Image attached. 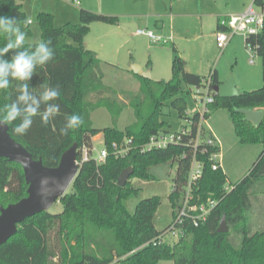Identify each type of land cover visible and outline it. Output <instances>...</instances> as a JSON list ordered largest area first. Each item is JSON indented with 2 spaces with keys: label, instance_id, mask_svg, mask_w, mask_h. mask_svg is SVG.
I'll use <instances>...</instances> for the list:
<instances>
[{
  "label": "trees",
  "instance_id": "16d2710c",
  "mask_svg": "<svg viewBox=\"0 0 264 264\" xmlns=\"http://www.w3.org/2000/svg\"><path fill=\"white\" fill-rule=\"evenodd\" d=\"M253 4L264 9V0H253ZM0 15L17 18L26 37L31 35L28 25L23 26L26 20L21 6L13 0H0ZM78 17V24L56 28L50 14L37 16L41 39L52 40L54 58L36 69L30 91L39 95L43 91L41 85L58 87L61 95L53 103L59 104V114L43 124L41 114L45 106L42 105L26 135L14 132L19 121L7 125L10 137L34 160H41L48 168L56 167L61 155L76 143L78 173L58 201L62 212H41L20 223L16 233L0 246V264H158L162 261L172 264H264V229L252 231L248 217L252 210L251 196L257 187L264 185V26L257 36L244 40L245 46L250 44L256 49L263 86L235 98L221 99L216 95L210 107L211 113L218 109L229 113L239 145L262 146L259 157L247 175L228 192L223 171H212L203 159L206 164L195 193L201 201L209 198L217 201L216 207L205 223L189 226L183 238L153 245L151 243L163 232L157 231L153 224L159 198L141 200L130 212L126 201L137 196L138 190L128 183L118 187L116 180L121 171L129 167L133 178L152 181L155 176L150 169L175 166L172 185L176 190L168 195V201L172 213L176 210L186 183L191 151L172 147L141 152V147L152 135L171 131L169 123L162 119L166 116L164 110L173 111L176 118L183 119L187 95L193 87L201 86L205 77L186 71L185 61L174 50L170 79L153 81L136 75L137 92L115 91L103 84L101 62L94 52L83 46V37L90 24L116 25L117 17L83 9L78 11ZM217 29L224 30L219 22ZM6 43L7 40L0 36V47ZM29 46L35 44L24 45L25 48ZM10 56L11 53L5 58ZM213 71L212 86L219 84ZM18 83L13 80L7 90H0V108L16 100ZM127 107L132 109L134 121L119 130L115 124ZM100 108L108 113L112 127L93 128L91 114ZM238 109L262 111L259 124L253 126L236 111ZM72 114L81 115L84 124L67 135L62 134L61 129ZM99 134L107 152L102 163H96L90 156L91 139ZM125 140L131 141L126 155H112L113 145L119 148ZM82 149L87 151L85 161L82 160ZM183 152L186 158H181ZM26 190L21 166L0 158V207L17 203L27 196ZM222 216H225L228 232L218 234ZM231 232L240 237L239 244L231 241Z\"/></svg>",
  "mask_w": 264,
  "mask_h": 264
},
{
  "label": "rangeland",
  "instance_id": "374dc122",
  "mask_svg": "<svg viewBox=\"0 0 264 264\" xmlns=\"http://www.w3.org/2000/svg\"><path fill=\"white\" fill-rule=\"evenodd\" d=\"M13 2L21 6L25 20L30 19L32 21L28 24L31 35L25 39L27 44H37L41 40L40 28L37 22V16L40 13L50 14L52 24L56 28L78 24V11L80 9L99 15L117 17L118 23L116 25L100 22L90 24L83 37V46L94 52L101 62L100 70L103 75V84L115 91L123 90L133 93L138 91V84L131 77L130 71H132L133 66L141 68L143 65L154 62V67L158 66L162 73H167V78H159L158 80L166 81L170 79L174 50L181 59L187 61L188 68L186 71H191L200 66L201 75L206 77L208 70L214 66L220 73L221 81L224 83L232 77L236 89L241 94L258 90L263 86L260 59L255 56L253 64L249 63L250 54L245 47L244 37L241 35L234 36L230 44V51L220 53L216 49L214 38L216 19L205 15L203 18L199 16L214 9H218L220 13L225 10L230 12L242 8L246 11L253 4V0H218L216 5L214 3H205L202 0H175L173 4L174 13L192 12L197 16L187 17L184 20L176 17L175 32L169 31L171 28L170 22L164 19L166 33L171 32L174 40L169 41L167 44L151 42L144 36L136 35L135 32L138 29H145L147 26L145 13L147 15L153 13L150 18L148 17L147 30L161 36L162 33L155 29V24L158 25L161 22V18H158L156 13H168L170 11V0H13ZM254 9L258 11L259 7L254 5ZM104 12L107 14H104ZM179 20L180 23L177 24ZM200 20L203 28L200 26ZM181 24L183 25L181 26ZM185 25L190 26L191 31L189 33H185L182 30L185 29ZM167 35L162 37L170 38ZM188 37H191L190 39L193 37L197 38L193 42L190 39L186 40ZM181 38L186 41L181 42ZM67 42L76 46L69 40ZM196 53L197 55L201 53L200 56L198 55L199 58L195 56ZM153 76H151V80L156 81ZM182 86L184 90H187L186 86ZM186 99L187 107H192L190 95H187ZM169 112L170 110L168 109L164 110L166 116L162 119L169 123L171 131H175L182 124V121L175 117L173 111L170 112L171 116L168 117ZM91 121L95 129L113 126L108 113L101 108L91 114ZM133 121L132 109L127 107L120 114L115 127L119 130H124ZM212 122L219 125L223 135L221 136V152L224 158H221V170L227 179L225 188L230 189L250 171L252 165L259 157V153H261L262 146L239 145L233 133L229 113L224 109H218L212 113ZM93 138L91 139L92 142ZM94 145H96V150L93 155L96 156L99 155L101 146L98 145V141ZM81 153L83 155L82 151ZM150 173L155 176V180L143 181L133 178L131 174L127 183L131 187L136 188L138 193L137 196L129 198L126 204L128 210L132 212L139 201L152 197L159 198L160 204L153 224L157 231H162L171 220L172 210L169 205L168 195L172 187L175 166H159L150 169ZM251 204L252 210L250 215H248L251 230H263L264 185L256 188L254 196H251ZM48 212L59 214L62 212V207L56 202ZM239 239V236L231 232V241L235 245L239 244ZM158 264L172 263L162 261Z\"/></svg>",
  "mask_w": 264,
  "mask_h": 264
},
{
  "label": "built area",
  "instance_id": "2783aa9c",
  "mask_svg": "<svg viewBox=\"0 0 264 264\" xmlns=\"http://www.w3.org/2000/svg\"><path fill=\"white\" fill-rule=\"evenodd\" d=\"M219 23L224 30H217L214 38L216 47L221 53L234 36L241 35L245 40L247 37L257 36L260 33L264 26V9L259 8L256 11L254 4H251L243 14L229 15ZM135 34L144 36L155 43L167 44L170 41V39L155 35L147 29H138ZM245 47L250 54L249 63L253 64L256 49L250 44H247ZM213 72L211 70L202 80L201 86L193 87L190 90L189 95L192 99V107L185 110L184 117L181 119L182 124L179 128L175 131L152 135L141 147V152H153L172 147H183L192 153L186 183L181 191L178 206L171 214V220L168 226L151 243L153 245H160L167 241L176 242L183 238L189 226L198 227L205 223L217 205V201L210 198L201 201L200 197L195 193L197 192L198 183L203 176V168L206 162L210 164L212 171L221 169V145L207 126V120L211 114L210 107L214 104V97L217 95L211 85ZM194 119H196L195 122L193 121ZM130 145V140H125L119 148L113 145L112 154L115 157L124 156L129 151ZM81 151L83 152L82 160H87V151L85 149ZM106 157L107 152L103 149L93 159L96 163H102ZM181 158H186L185 152L181 154ZM203 159H206V162ZM175 190L176 187L172 185L170 193H173ZM225 190L228 192L230 189L225 188Z\"/></svg>",
  "mask_w": 264,
  "mask_h": 264
},
{
  "label": "water",
  "instance_id": "95a60500",
  "mask_svg": "<svg viewBox=\"0 0 264 264\" xmlns=\"http://www.w3.org/2000/svg\"><path fill=\"white\" fill-rule=\"evenodd\" d=\"M132 72L144 79H151L150 71H141L138 66L132 67ZM213 91L221 99L235 98L241 95L236 89L232 77L222 84L213 86ZM246 121L257 126L262 117V111L236 110ZM0 158L21 166L27 196L17 203L0 207V246L5 244L17 231V226L25 219L41 212L48 211L62 198L78 173L77 144L74 143L60 157L54 168L43 166L41 160H34L23 146L15 142L8 133V126L0 127ZM132 174V168H126L119 174L116 185L123 187ZM218 234L228 232L225 216H222L216 231Z\"/></svg>",
  "mask_w": 264,
  "mask_h": 264
},
{
  "label": "clouds",
  "instance_id": "9594fccd",
  "mask_svg": "<svg viewBox=\"0 0 264 264\" xmlns=\"http://www.w3.org/2000/svg\"><path fill=\"white\" fill-rule=\"evenodd\" d=\"M32 21L29 19L23 26L27 27ZM0 36L7 43L0 47V90H7L11 81L19 82L16 100L0 108V127L19 121L14 127L18 135H26L33 124V117L40 114L41 106L44 111L41 121L47 124L60 112L59 104L53 103L60 95L58 87L41 85L43 91L39 95L30 91V82L38 67H43L54 58V48L51 39H41L35 46L24 47L26 32L22 30L21 22L15 17L0 15ZM11 53L10 58H5ZM84 124L79 114L68 117L61 133L67 135Z\"/></svg>",
  "mask_w": 264,
  "mask_h": 264
},
{
  "label": "crops",
  "instance_id": "0c3cea01",
  "mask_svg": "<svg viewBox=\"0 0 264 264\" xmlns=\"http://www.w3.org/2000/svg\"><path fill=\"white\" fill-rule=\"evenodd\" d=\"M203 2H205V3H214V5H216V3H217V1L218 0H202ZM174 2H175V0H173V1H171L170 0V11L167 13V12H159V13H156V16L158 17V18H161V22H160V24H155V29H157L160 33H162L161 34V37L164 35V36H166V34H168L167 36H169L170 38H167V39H170V41H174L173 40V37H172V35H171V32H168V33H166V29H165V25H164V19H167V20H169V22H170V26H171V28L169 29V31L171 30L172 32H175V29H176V24H175V19H176V17H179V19L180 20H184L185 18L187 19V17H192V16H195L196 14H194V13H192V12H182V13H174L173 12V4H174ZM217 8V7H216ZM226 11V10H225ZM221 11V13L218 11V9H214V10H211L210 12H208V13H203V14H201V15H199L200 16V18H203V16L205 15L206 17H209V18H215L216 19V31L217 30H219V29H217V23L218 22H220L222 19H224V18H226L227 16H229V15H235V14H243L245 11L243 10V8L242 9H237V10H235V11H230V12H228V11ZM225 12V13H224ZM104 14H107V13H105L104 12ZM153 15V13H150L149 15H147L146 13H145V20L147 21L146 22V24H147V26H148V17L150 18V16H152ZM197 16V15H196ZM111 17V16H110ZM163 19V20H162ZM180 20L179 21H177V24H179L180 23ZM159 21H160V19H159ZM201 20H200V26H202V28H203V24L201 25ZM173 24H174V28H173ZM183 24H181V26H182ZM147 26L145 27V29H147ZM159 26V27H158ZM184 27V26H183ZM185 33H189L191 30H190V26H188V25H185V29H182ZM215 31V32H216ZM215 34V33H214ZM212 35V34H211ZM164 38V37H163ZM191 37H188V38H186V40H189ZM197 37H193L192 39H190L191 41H193L194 42V40L196 39ZM234 38V37H233ZM233 38L230 40V42L228 43V45H227V47L222 51L223 53L224 52H229L230 51V49H231V46H230V44H231V42H232V40H233ZM186 40H183V38H181V42L182 41H186ZM174 44V43H173ZM216 48V47H215ZM217 49V48H216ZM200 54L201 53H199L198 55L200 56ZM197 55V53L195 54V56L197 57V58H199V56ZM192 56H194V55H192ZM191 56V57H192ZM185 61V60H184ZM185 63H186V69L188 68V64H187V61H185ZM200 68V66L197 68H194L193 70H189L188 72H190V73H194V74H196V75H199V76H201V77H205V76H202L201 74H202V71L199 69ZM146 70H148V71H150V76H153V78H155L156 79V81H161V80H158L159 78H167L166 76H167V73H162L161 71H160V69L158 68V66L157 67H154V62H152V63H149V64H146V65H143V66H141V71H146ZM211 70H215V73H216V75H217V80L219 81V84H222L223 82L221 81V76H220V73L218 72V70L216 69V68H214V66L212 67V68H210L209 70H208V73L207 74H209V72L211 71ZM131 72V77H132V79L138 84V89H139V82H138V80L136 79V75L132 72V71H130ZM138 76V75H137ZM187 108H189V107H187ZM213 113V112H212ZM212 113L210 114V116H209V118H208V120H207V126L209 127V129L211 130V132L215 135V137L219 140V142H220V145L222 144V140H221V136H223L221 133V129H220V127H219V125L217 124V123H214V122H212L211 123V116H212ZM230 123H231V121H230ZM212 124V125H211ZM215 126V127H214ZM231 126H232V124H231ZM232 129H233V127H232ZM233 133H234V131H233ZM235 135V134H234ZM95 139H97V140H95ZM98 141V145H100L101 146V150H103V141H102V135H97L96 137H94L93 138V142H92V145H93V148H92V151H91V157L92 158H96L98 155H93V152L96 150V145H94V143L95 142H97ZM222 157L224 158V156L222 155ZM221 169H222V167H221Z\"/></svg>",
  "mask_w": 264,
  "mask_h": 264
}]
</instances>
